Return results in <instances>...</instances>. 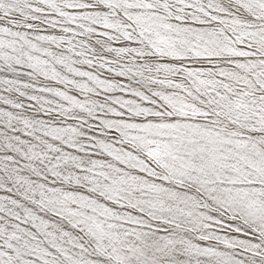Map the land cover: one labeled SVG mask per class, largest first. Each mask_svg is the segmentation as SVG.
<instances>
[{
  "label": "snow or ice",
  "instance_id": "snow-or-ice-1",
  "mask_svg": "<svg viewBox=\"0 0 264 264\" xmlns=\"http://www.w3.org/2000/svg\"><path fill=\"white\" fill-rule=\"evenodd\" d=\"M0 264H264V0H0Z\"/></svg>",
  "mask_w": 264,
  "mask_h": 264
}]
</instances>
